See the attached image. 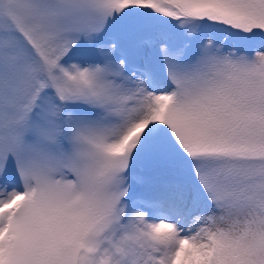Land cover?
I'll use <instances>...</instances> for the list:
<instances>
[{"label": "snow or ice", "instance_id": "obj_1", "mask_svg": "<svg viewBox=\"0 0 264 264\" xmlns=\"http://www.w3.org/2000/svg\"><path fill=\"white\" fill-rule=\"evenodd\" d=\"M0 264H264V0H0Z\"/></svg>", "mask_w": 264, "mask_h": 264}]
</instances>
